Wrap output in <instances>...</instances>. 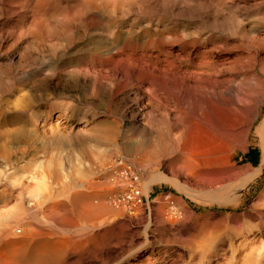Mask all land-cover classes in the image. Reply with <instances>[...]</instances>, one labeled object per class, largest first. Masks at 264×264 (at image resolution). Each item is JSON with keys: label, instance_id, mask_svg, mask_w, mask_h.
Instances as JSON below:
<instances>
[{"label": "rangeland", "instance_id": "374dc122", "mask_svg": "<svg viewBox=\"0 0 264 264\" xmlns=\"http://www.w3.org/2000/svg\"><path fill=\"white\" fill-rule=\"evenodd\" d=\"M68 1L71 2L72 0ZM102 1L104 3H102ZM109 1L110 0H96L97 5L100 6L99 9L90 13V15H88L90 16L89 18L88 16H83L81 19H78L79 22H76L78 25L73 22L74 26L72 24V28L70 27L72 29L71 34L73 35H70V37L72 36L73 39L63 35H61L62 40L63 37L65 38L63 41L59 39L60 36L49 37V40L46 39L47 41L44 39L33 40L30 36H26L27 38L25 36L19 37V40L17 37L7 40L5 39V35L2 37L5 40H1L0 38V103H2L0 104V108L2 105L4 106H2L3 109H0V130H7L0 137V214L6 215L14 206H19L24 212H22L23 215H20L21 217H17L13 223H10L5 234L3 233L2 237L0 236V242L3 244L11 242V244L19 245L21 241V243H26V241H28V243L32 244V241L38 238L42 239L44 235L43 239L47 238V240L54 242L57 240L56 238H59L60 240L63 239L64 243L67 236L73 235V237H77L80 240L79 244L83 254L80 255L75 252L66 256L65 262L70 264H196L193 260L186 259L188 257L185 251L187 246L194 249L199 248L197 250L203 249L205 252L212 251L210 261L213 263L211 264H225L228 260L227 258L231 255L235 257L232 260L230 257V261H232L233 264H245L243 257L248 253L252 245H250L249 242L240 241L242 240L241 233H249V230H245V226L254 225V223H258V221L262 219L258 211L251 210L250 208L264 186V168L256 179L239 190L238 193L241 195V204L239 206L236 208L221 206L216 199L211 198L205 191L186 184L182 176H179L178 179L174 178L172 175L170 176L171 173L169 170L167 172L165 165L159 163L158 143L154 142L149 146L146 145V147L145 145L140 146L139 142L142 141L141 136L139 137L138 134L134 135L129 133L130 131L127 129L129 127L127 126L128 123L126 118L128 116L126 115L129 113L128 111L131 106V96H129L130 100L127 96V91L130 87L125 88V90L117 95L118 97L116 96L112 100H108L106 97L100 95L93 96V98L87 95L85 98L83 92L84 88L77 83L73 70L79 69L85 61H89L88 59L91 56H93V59L90 64L95 63L96 67L98 66L97 68L104 70V64H101L103 63L102 60L106 59L109 54L112 53V49H117L120 45L123 46L133 43H139L138 45L141 47L155 38L154 41H159V46H163L167 50H175L179 47L176 44L177 42L173 41V38H178L179 36V38L185 41L202 38L200 40H205L204 42L209 46L212 45L211 43L213 42L218 46L219 44L220 46H225V44L228 43L239 46L241 42L246 41V38L248 39V34L250 39L253 35L261 36V34L264 33V0H114L118 2L117 4L113 0L112 3ZM65 2L66 1L63 0L61 5L57 4V6L61 8V6L66 5ZM57 6H55L56 8L53 7L49 9L51 15L54 14L55 16L57 11L59 12L60 8ZM108 6H110L109 9ZM113 8H117L116 11ZM0 9L2 12H0V22L2 23H0V27L4 25L5 28H9V26L19 19L16 14L10 15L9 12H3L1 7ZM18 10L19 13L22 14L23 9L20 10L18 8ZM113 11L115 15H113ZM103 12L106 15H104ZM16 13H18V11ZM9 17L12 18L9 19ZM59 17L61 16H55L53 18L58 19ZM88 20L91 21V26L87 28V33L85 34V32L82 31V26L89 23ZM82 21L83 23H80ZM147 23L148 25L146 26ZM137 24L140 25L137 26ZM77 27H81V30ZM93 27L96 28L94 29ZM143 27L146 32L143 30ZM8 28H6L7 31ZM128 28L131 29L129 30ZM112 29L113 34L111 32ZM133 30H136L135 33ZM181 31H184L189 38H185L186 36L183 38L181 35L183 33L178 34V32ZM77 32L78 35H76ZM79 32H83L82 34L84 35ZM90 32H92L93 35ZM157 32H159V34ZM88 33L91 38L90 36L85 37ZM115 33H119V36L116 37L117 35ZM166 33L168 37H170L169 39L166 37ZM121 36L122 38H120ZM244 36L247 37L244 39ZM56 37L59 39V41L57 40L58 42H56ZM142 38L146 41H143L144 39ZM13 40L14 43L17 41V44H14ZM42 40L44 42H42ZM51 40L52 44H50L51 42L49 43ZM69 40H71V44ZM64 41H66V43L68 41L67 44L69 45L67 46ZM238 41H240L239 44ZM101 42H103L104 45L107 43L106 45L108 47L106 45L102 47ZM166 42L168 43L166 44ZM98 43L99 45H97ZM242 45L243 48L241 47ZM242 45L236 49L234 47L233 50L219 49L220 51H217L216 49L214 54L216 55L217 52H220V54L230 55L231 58H234L236 53L239 54L238 56L242 53L245 55L247 49L244 48V44ZM224 46L223 48H225ZM97 47L101 50H97ZM100 47H102L103 50ZM95 50L97 53L103 51L99 53L100 57L95 53ZM153 52L157 53L156 50H153ZM105 54L106 56L108 54V56L105 57ZM157 54L159 55V62L156 61L154 57H150V61L152 60L151 62L155 61L158 63L163 62L164 65L165 63L167 65V62L162 61V59L169 60L170 58L160 50ZM101 57L102 59H100ZM96 59H99V61H95ZM190 62L185 61L184 67L188 65L190 69H194L193 65L188 64ZM252 63L253 62H251V64ZM80 64L81 66H79ZM178 64L179 63L175 61L173 63L175 67L172 65L170 66L171 69L178 68V66L182 67V65ZM226 65L229 66L228 64ZM256 67L260 68L259 65L255 64L254 68L252 70L248 69L244 72V75L241 73L244 67H236L234 71L225 70L223 71V78L227 77V75L230 78L236 72L237 76L235 77V82L238 81L239 83L241 81L243 84L255 82L256 84L264 86V72ZM45 68H47L48 73H46L47 71ZM54 70L56 72H54ZM66 71L69 73H67V75L70 77L66 75ZM110 72L111 71H109V74ZM51 74L53 77L49 76ZM255 74L259 76V80H263L262 83L257 79L258 76ZM37 76H39V78H37ZM59 79L61 82L58 81ZM65 79L68 80L66 81ZM62 80L64 81L62 82ZM156 81H159V78H157ZM67 82H70L72 85ZM51 83H53V85ZM60 85L64 87H60ZM67 85H69V87ZM144 85L147 86L148 84ZM154 86L156 87H154V89L158 91V82H156ZM71 87H73V89ZM78 88L79 90H77ZM37 91L40 92L38 93ZM54 91L57 92V94ZM61 93L62 95L60 96ZM37 94H42L43 99L45 98L44 101L42 100L39 102L40 104L37 101L38 105L34 102L35 97L38 96ZM45 94L46 96L44 97ZM67 95H70V98ZM71 95L75 97H71ZM22 98H25V100ZM99 98L100 101H97ZM101 98H104V102ZM121 98L123 99L121 100ZM14 99L22 100H18L20 104L17 103L16 108L14 107L16 105L15 101H13ZM5 100L8 101L6 102ZM24 101L28 103L25 104ZM8 102H10V104L12 103L13 106ZM21 103H24L26 107L25 110H22V106H19L22 105ZM7 104H9V109ZM28 105L30 107H28ZM110 107L114 109L111 110ZM5 108H7L8 111ZM122 113L123 115H120ZM32 114H34V116ZM120 116L124 117L121 118ZM118 119H120V130H118L119 136L117 139L112 142L110 141L111 143L107 140H103L100 137V133L102 132L101 129L107 124H113V121H117ZM258 122L259 121H257L256 124H258ZM256 124H254V128ZM98 125L103 128L100 127V129ZM97 130H100V133ZM125 131L128 132L127 135ZM131 138H133V140H131ZM237 138L240 141L236 139V143H232V145L234 144L237 146L233 145V148H235L233 149L234 156L232 159L230 158L228 160L229 162L224 165L225 167L223 166L222 168L210 170L209 176L215 177L216 174H224L231 170L239 174V176L237 175L235 178L236 181H239V179L245 175V171H249L259 164L261 147L258 142V135L255 133L254 129L246 140L243 137ZM137 139L139 140L137 141ZM105 142L106 144H104ZM119 142L121 145L118 144ZM239 143H242V145ZM134 145L135 147L138 145L141 148L137 146V149H135ZM252 150H257V158L254 160H251L253 156L251 153ZM232 152L233 151H231V153ZM247 153H250V156H247L249 155ZM246 166L248 167L246 168ZM123 169H126L128 174L136 176L134 185L139 189L141 194V200L138 203L122 199L123 194L130 189L129 177L121 174ZM221 169H223V171H221ZM236 169L243 173L238 172ZM157 177H161V181L159 179L152 181ZM173 179L176 180V182ZM39 184L40 189L38 190L37 186ZM178 187L188 189H182L180 191ZM32 189H37L40 194L39 204L31 203V201L29 202L28 200V196L33 192ZM147 189L148 192L146 193ZM157 198L159 199L157 200ZM84 199H87V202ZM161 199H163V202ZM85 202L87 204L89 202L94 205H100L103 208V214L100 213L101 215H99L96 222L93 223L94 225L99 224V226L90 235L85 234L87 231V229L84 228L86 223L84 220L78 218L77 213L79 209L86 204ZM158 203L161 206L158 205ZM160 208L163 210L160 211ZM247 209H250V214L247 217L241 218L242 220L240 218H237V220L226 219L223 216L225 213H241V211L243 212ZM159 211L166 212L165 214L171 218V215H173L174 218L171 219L173 221L167 220L168 222L159 223ZM102 221H105L107 225L104 224L100 226ZM224 221L227 225L224 224ZM134 222L136 224H134ZM146 222H150V228L144 232L142 227H144ZM130 223L131 225H129ZM243 223L246 224L244 225ZM132 224L139 227L137 231L139 236L134 238V241L132 240L130 243L129 238H127V233L134 230ZM11 225L14 226L12 227ZM238 228H240V230ZM38 230H40L39 232L42 231V235L37 237L35 234ZM33 232H35L34 235H32ZM207 232L209 234H207ZM251 237L252 235H249L248 239ZM77 238L73 240L77 241ZM30 240L31 242H29ZM210 244L211 246H209ZM163 247L167 248L164 252L160 250ZM200 264H208L207 259H203Z\"/></svg>", "mask_w": 264, "mask_h": 264}, {"label": "bare ground", "instance_id": "6f19581e", "mask_svg": "<svg viewBox=\"0 0 264 264\" xmlns=\"http://www.w3.org/2000/svg\"><path fill=\"white\" fill-rule=\"evenodd\" d=\"M65 1H66L65 2L66 5L61 6V8H60V6H57V4L61 5L63 0H0V7L2 8L3 12H5V13L9 12L10 15L16 14V16L19 17V19L17 18L18 20L16 22L13 21L14 23L13 24L11 23L12 25L9 26V28L6 27V28H8V31L4 27V25H2L0 27V38H1V40L2 39L8 40L11 38L13 39V37H17V39H18L19 37H23V36H25V37L30 36V38H32L33 40L34 39L35 40L36 39L46 40L49 37L52 38L55 36H58V37L60 36L59 39H61L62 38L61 35L69 38L70 35H72L71 34L72 33V29H71L72 26L71 25L73 24V26H74L73 22H75V23L77 21L79 22L78 19H81L83 16L87 17L88 15H90V13H92L93 11H96L100 7L99 5H97L96 0H72L71 2H69L68 0H65ZM110 1L112 3V0H110ZM69 3H71V4H69ZM102 3H104V2L102 1ZM115 3L117 4L118 2H115ZM55 6L60 8L59 12L57 11V14L55 15L57 17L61 16L58 19H54L53 18V17H55L54 14L51 15L50 14L51 12L49 11L50 8H53ZM110 6H112V5H110ZM110 6H108V9ZM114 7H116V6H114ZM18 8L20 10L23 9L22 14L19 13ZM116 9L117 8H115L114 10L116 11ZM104 10H105V8H104ZM17 11H18V13H16ZM118 12H119V10H118ZM96 13H98V12H96ZM103 14H104V12H103ZM104 15H106V14H104ZM110 15H112V14H110ZM113 15H115L114 11H113ZM12 17H14V16H12ZM89 17L90 16H88V18ZM11 18L9 17V19H11ZM28 19H29V21H28ZM83 19H85V18H83ZM93 19H94V17H93ZM115 20H116V16H115ZM113 21H114V19H113ZM90 22L91 21H89V23H86V21H85L86 25L82 26L83 27L82 31L85 32V34L87 33L86 32L87 28L89 26H91ZM148 22H150V21H148ZM80 23H83V21ZM98 23H96V24H98ZM102 23H103V20H102ZM99 25H97V26H99ZM139 25L140 24H137V26H139ZM147 25H148V23L146 24V26ZM100 26H102V25H100ZM113 26H114V23H113ZM141 26H142V23H141ZM143 26H144V23H143ZM106 27H107V25H106ZM77 28L80 29L81 27H77ZM99 28H101V27H99ZM99 28H97V29H99ZM74 29H75V27H74ZM117 29H116V31H117ZM143 30L145 31L144 27H143ZM148 30H149V28H148ZM162 30H164V29H162ZM135 31H134V33H135ZM150 31H151V28H150ZM101 32H104V31H101ZM111 32L113 34V29ZM74 33H75V31H74ZM82 33H80V34H82ZM90 33L92 34V32H90ZM157 33L159 34V32H157ZM179 33L185 34L184 31L178 32V34ZM118 34H116L117 35L116 37L119 36ZM147 34H149V33H147ZM172 34H173V32H172ZM183 34H181L183 36V38H184V36H186L185 38H189L188 35H186V34L183 35ZM3 35L6 36L5 39L2 38ZM76 35H78V32L76 33ZM82 35H84V34H82ZM123 35H125V34H123ZM166 35H167V33H166ZM176 35H173V36H176ZM72 36L70 37L71 39H73ZM86 36H90V34L88 33V35H85V37ZM58 37L55 38L56 42L59 41ZM166 37L168 39L170 38V37H168V35ZM179 37L178 38L172 37L173 41H176L177 42L176 44L179 46L175 50H171V49L167 50L163 46H159V41H154L156 39L155 37H154L155 39H153L152 41L150 40L148 43H145L141 47H140V45H138L139 43L138 44L137 43L125 44L123 46H121L119 44L120 47H117V49L116 48L112 49L113 50L112 53L109 54V56L107 54L108 57L105 54V57H107V58L102 60L103 63L100 62L102 65L104 64V70L97 68L98 66L96 67L95 63L90 64L91 60L93 59V56H91L88 59L89 61H85L82 66L80 64L79 66H81V67L79 69L77 68L76 70H73V73L75 74L76 81L79 84V86H82L84 88L83 92H84L85 98L87 95L91 96L92 98H93V96L100 95V96L106 97L108 100L109 99L112 100L121 91L125 90V88L130 87L127 91L128 94L126 93L128 96V99L130 100V98H131V106H130V109L128 111L129 113L126 115V116H128V117H126L127 123H128L127 126L129 127L127 129H129L128 131H130L129 132L130 134H134V135L138 134L139 137L141 136L142 141L139 142L140 146L145 145V147H146V145L149 146L150 144H152L154 142L158 143L159 144V163H163L165 165V167H166L165 169H167V172L169 170L171 173L170 176L172 175L174 178H177V179L179 178V176H182L185 179L183 181L186 184L191 185V186H193L199 190L205 191L208 195H210L211 198L216 199L221 206L236 208L237 206H239L241 204V195H240V193H238L239 190L244 188L248 183H250L254 179H256L260 175V173L262 172V169L264 168V106H263L264 105V90H263L264 86H262L260 84H256L255 82H253L255 84H253V83L243 84L241 81L239 83H238V81L235 82V79H236L235 77L237 76L236 72H235V74L232 73L233 75L230 78L228 77V75H227L228 78L227 77L223 78V74H224L223 71H225V70H231V71L233 70L234 71V69L236 67H240V68L244 67L241 70V73H243V75H244V72H246L248 69L252 70L254 68V65L257 64L260 66V68L259 67H256V68H258L262 72H264V33L261 34V36H256V35L254 36L253 35V37H251L250 39H249V34H248V39L246 38L247 36L246 37L244 36V39L246 38V41L241 42L240 45L244 44V48H246L247 51H245V55L242 53L240 56H238L239 54L236 53L234 58H231L230 55L220 54V52H217L216 55L214 53L216 52L215 51L216 49H217V51H220L222 49L233 50L234 47L236 49L240 45L239 46L236 44L231 45L232 43L231 44L228 43V44H225V46L223 45L225 47V48H223V46H220V44L218 46L214 42L211 43L212 45L209 46V45H207V43L204 42L205 40L204 41L200 40L202 38L194 39L191 41H185L184 39L179 38ZM90 38H91V36H90ZM120 38H122V36ZM139 38H140V36H139ZM64 39L65 38L63 37V40ZM104 39H105V37H104ZM142 39H144V38H142ZM164 40H165V36H164ZM30 41H32V40H30ZM70 41L71 40H69V43H70ZM101 41H103V40H101ZM143 41H146V40L144 39ZM240 41H238V44ZM5 42H7V41H5ZM42 42H44V41L42 40ZM56 42H54V43H56ZM64 42H65V44L68 43V41H67V43H66V41H64ZM103 42H101L102 47L104 45ZM218 42H219V40H218ZM226 42H224V43H226ZM13 43H14V40H13ZM35 43H38V42H35ZM49 43L52 44V40L49 41ZM99 43L97 45H99ZM167 43L168 42H166V44ZM56 45H60V44H56ZM68 45L69 44H67V46ZM108 45H109V43H108ZM8 47H9V45H8ZM102 47H100V48H102ZM241 47L243 48V45ZM63 49H64V46H63ZM98 49H99V47H97V50ZM99 50H101V49H99ZM102 50H103V48H102ZM109 50H111V49H109ZM109 50H108V52H109ZM153 50H156L157 53H159V50H160L163 53H165L167 57L170 58V59L168 58L169 60L164 59V58L162 59V61L167 62V65L165 63L166 66L163 64V62L158 63L159 62V59H158L159 55L157 53H154ZM102 52H99V53H102ZM95 53H97L96 50H95ZM99 53H97V54L99 55ZM99 57H100V55H99ZM150 57H152V58L154 57V59L158 62H155V61L151 62L152 60L150 61V59H149ZM100 59H102V57ZM82 60H84V59H82ZM86 60H87V58H86ZM95 61H99V59L98 60L96 59ZM175 61H177L179 63L178 65H182V67L178 66V68L171 69L170 66H172ZM185 61H189V62L191 61L188 64L193 65L194 69H190L188 67V65H185V67H184ZM251 62H253V63L251 64ZM226 64H228L229 66H227ZM72 65H74V64H72ZM45 69L47 71V68H45ZM52 70H50V71H52ZM237 70H240V69H237ZM109 71H111L110 74H109ZM54 72H56V71L54 70ZM54 72H52V73H54ZM238 72H240V71H238ZM23 73H22V75H23ZM46 73H48V71ZM67 73L68 72L66 71V75H67ZM27 74H28V72H27ZM250 75H251V73H250ZM255 75H257V74H255ZM49 76H52V74ZM67 76H69V75H67ZM243 77H245V76H243ZM37 78H39V76H37ZM40 78H41V76H40ZM65 78H67V77H65ZM157 78H159V81H156ZM257 79L259 80V76ZM161 80H162V83H161ZM58 81H60V79ZM63 81L64 80H62V82ZM259 81H261V80H259ZM262 81H261V83H262ZM35 82H37V81H35ZM44 82H45V80H44ZM156 82H158V84H159V87H158L159 92L154 89V87H155L154 85H156ZM72 83H73V81H72ZM51 84L53 85V83H51ZM68 84H71V83L69 82ZM144 84H148V85L145 86ZM43 85H44V83H43ZM62 85H63V83H62ZM48 86H47V89H48ZM67 86L69 87V85H67ZM149 86H151V87H149ZM60 87H64V86L60 85ZM56 88H58V87H56ZM71 88L73 89V87H71ZM77 90H79V88ZM55 91H57V90H55ZM55 93L57 94V92H55ZM73 94H75V93H73ZM61 95H62V93L60 94V96ZM76 95H80V94H76ZM45 96H46V94L44 95V97ZM73 96L71 95V97H73ZM82 96H83V94H82ZM124 96H125V94H124ZM129 96H131V97L129 98ZM78 98H80V97H78ZM92 98H90V99H92ZM2 99H5V98H2ZM6 99H8V98H6ZM22 99L25 100V98H22ZM101 99H103V102H104V98H101ZM122 99L123 98H121V100ZM16 100L15 99L13 100V101H15V104H16L14 106L15 108L17 107V103L20 104L19 101H22V100L18 99L19 101L17 100V102H16ZM42 100L44 101L45 98L43 99V96L41 94V95H38L37 97H35L34 102H36V104L38 105V103ZM2 101H4V100H2ZM5 101L7 102L8 100H5ZM37 101H38V103H37ZM90 101H92V100H90ZM90 101H89V104H90ZM97 101H100V98ZM10 102H12V101H10ZM10 102H8V103L10 104ZM34 102H32V103H34ZM24 103L26 104L28 102L24 101ZM24 103H21L22 105H19V106H22L21 107L22 110H25V108H26L24 106ZM116 103L118 104L117 101H116ZM0 104H2V103H0ZM9 104H7L8 109H9V106H8ZM34 104H32V105H34ZM101 104H102V102H101ZM4 105H5V103H4ZM10 105L13 106L12 103ZM29 105H28V107H30ZM2 106L0 109H3ZM262 106H263V109H262ZM124 107H126V106H124ZM21 108H19V109H21ZM5 109L8 111L7 108H5ZM10 109H12V108H10ZM112 109H114V108H111V110ZM115 109H116V107H115ZM22 110H20V111H22ZM120 110H122V109H120ZM22 112H25V111H22ZM114 113H115V110H114ZM117 113H118V111H117ZM123 113L120 115H123ZM30 115H31V113H30ZM32 115L34 116V114H32ZM122 117H124V116H122ZM257 121H259L258 124H256ZM119 123H120V119H118L117 121H113V124H109V125L105 124L106 126L104 128L102 126H99L100 125L99 124L98 125L99 128L100 127L103 128V129L100 128L102 131L101 133H100V130H97L101 134V135L99 134L100 137L103 140H107L109 142L115 141L117 139V137L119 136V133H118V130H120L119 129V127H120ZM254 124H256L255 128L253 127ZM253 129H254L255 133L258 135V139H259L258 142H259L260 147H261L259 164L251 170H249V168H248L249 171H245V175L244 176L242 175L243 177L240 178L239 181L235 180V178L237 177V175L239 176V174L237 172H234L231 170L229 172L224 173V174H219V175L216 174L217 176L215 175V177L209 176L208 174L210 173V170L216 169V168L217 169L222 168L224 165L227 164V162H229L228 160L230 158L232 159V157L234 156L233 155V153H234L233 149L235 148V147L233 148L234 144L232 145V143L235 142L236 139H238L237 137H241V138L243 137L246 140L248 138V136L250 135V133L253 131ZM6 131L7 130H4V131L0 130V137ZM125 134L127 135L128 132H126ZM124 135H123V137H124ZM97 137L99 138L98 134H97ZM129 139H127V140H129ZM97 140H100V139H97ZM131 140H133V138H131ZM138 140L139 139H137V141ZM134 142H135V140H134ZM122 143H124V142H122ZM136 143H138V142H136ZM104 144H106V142ZM118 144H120V142ZM239 144L242 145V143H239ZM137 146L135 147V145H134V148L137 149ZM140 146H138V147H140ZM234 146H236V145H234ZM152 147H154V146H152ZM242 147H244V146H242ZM242 147H240V148H242ZM231 151H233V152L231 153ZM247 167L248 166H246V168ZM246 168H245V170H246ZM225 169H224V171H225ZM221 171H223V169H221ZM213 172H216V171H213ZM238 172H242V171H238ZM220 173H223V172H220ZM160 178L157 177V178L153 179L152 181H156L158 179L160 180ZM170 178H172V177H170ZM170 178H169V180H170ZM174 181L176 182V180H174ZM179 186H181V185H179ZM37 188H38V190L40 189V184L37 186ZM178 188L180 189V191L182 189H188V188H182V187H178ZM190 188H189V190H190ZM38 190L34 189L33 192L31 193V195L28 196L29 202L31 201V203L32 202L38 203V204L40 203V202H38L40 199V194H39ZM147 192H148V189L146 190V193ZM158 199L159 198H157V200ZM161 200L163 202V199H161ZM164 200H166V199H164ZM89 202H91V201H89ZM89 202H88V204L87 203L84 204L82 206V208L79 209V211L77 213H78V218L84 220L86 223L84 228L87 229L88 232L86 231L85 234L90 235L99 226V224L94 225L93 223H95L98 216L101 215L100 213H102L103 208L100 205H94V204L89 203ZM82 203H83V201H82ZM160 203H161V201H160ZM168 204H169V202H168ZM158 205H160V204L158 203ZM250 209L254 210V211H258L261 214L262 219H260L258 221V223L257 222L254 223V225L245 226V230H247V231L249 230V233H246V234L241 233L242 240H240V241H243L246 243L249 242L250 245H252V246H250L251 248H249L250 250L248 251V253L246 255H244V257H243L244 263L245 264H264V186L260 190V192L258 193V195H257L254 203L251 205ZM161 210H163V209L160 208V211ZM170 210H171V208H170ZM183 210H184V208H183ZM249 210L247 209L246 211H243V212L241 211V213L229 212V213L223 214V216L226 219H231V220L236 219L237 220V218L241 219V218L247 217L250 214ZM160 211H159V216H158L159 217V223L160 222L164 223L167 220H171L172 218H174L173 215H171L172 216V218H171L165 214L166 212L164 213V211L163 212H160ZM22 212H23V209H21L19 206H14L11 210H9L7 212L6 215L0 214V236L1 237H2L3 233L5 234L6 229L9 228L10 223L11 222L13 223V221H15V219L17 217L19 218V216L22 214ZM178 213H179V211H178ZM76 217H77V215H76ZM152 221H155V220H152ZM171 221H173V220H171ZM230 222H233V221H230ZM241 222H243V221H241ZM105 223H106L105 221H102L100 223V226H103ZM134 224H136V223L134 222ZM224 224H226L225 221H224ZM105 225H107V224H105ZM129 225H131V223ZM149 225H150V222H146V224H144V227H142L144 232H146L147 229L150 228ZM11 226L13 227L14 225H11ZM132 226H134V228H133L134 230H131L129 233H127V238H129L130 243L132 242V240L134 241V238L139 236L138 232H137L139 230V227H137V225H133V224H132ZM226 228H228V227H226ZM251 228H253L255 230H253ZM32 229H34V228H32ZM238 229L240 230V228H238ZM39 231L40 230H38L36 232L35 236L37 235V237H38L39 235H42V233H41L42 231L41 232H39ZM228 232H229V230H228ZM34 233L35 232H33L32 235H34ZM43 233L45 234L44 231H43ZM207 234H209V233L207 232ZM249 235H252V237L250 239H248ZM43 236H42V239L38 238L35 241H32V244L28 243V241H26V243H21L22 242L21 241L19 243V245L11 244V242L6 243V244H3L0 242V264H70L68 262H65L66 256H68L69 254H73L75 252L80 254V255L83 254L81 252V248H80V244H79L80 240L77 237H73V235L67 236L66 241H65L66 243L65 242L63 243V239L60 240L59 238H56L57 240L53 242V241L47 240V238L43 239ZM210 237H211V235H210ZM76 238H77V241L73 240ZM213 241H214V239H213ZM29 242H31V240ZM209 246H211V244ZM188 247H190V246H187L186 247L187 249L185 250L186 255H188V257L186 259L193 260L196 264H200L203 259H207L208 264L213 263L210 261V256L212 255V251L205 252L203 249L197 250L199 248L194 249L192 247H190V248H188ZM215 247H216V245H215ZM160 250H162V252H164L167 250V248L163 247ZM177 253H179V252H177ZM230 257H231V260L235 258L234 255H231ZM230 257L227 258L228 260L225 264H233L232 261H230ZM184 262H185V260H184Z\"/></svg>", "mask_w": 264, "mask_h": 264}, {"label": "built area", "instance_id": "2783aa9c", "mask_svg": "<svg viewBox=\"0 0 264 264\" xmlns=\"http://www.w3.org/2000/svg\"><path fill=\"white\" fill-rule=\"evenodd\" d=\"M121 174L129 177L130 189L128 192H125L122 196L123 200H131L134 203H138L141 200V194L139 189L134 185L136 181V176L133 174H128L126 169H123ZM128 174V175H127Z\"/></svg>", "mask_w": 264, "mask_h": 264}, {"label": "trees", "instance_id": "16d2710c", "mask_svg": "<svg viewBox=\"0 0 264 264\" xmlns=\"http://www.w3.org/2000/svg\"><path fill=\"white\" fill-rule=\"evenodd\" d=\"M251 153L253 154V156L251 157L252 158L251 160L256 159L257 158V150H252ZM247 154H249L247 156H250V153H247Z\"/></svg>", "mask_w": 264, "mask_h": 264}]
</instances>
